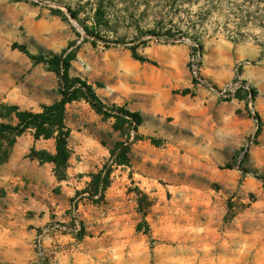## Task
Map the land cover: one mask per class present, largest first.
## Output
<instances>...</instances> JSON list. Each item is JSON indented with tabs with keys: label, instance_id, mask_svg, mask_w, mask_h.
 Returning <instances> with one entry per match:
<instances>
[{
	"label": "rangeland",
	"instance_id": "1",
	"mask_svg": "<svg viewBox=\"0 0 264 264\" xmlns=\"http://www.w3.org/2000/svg\"><path fill=\"white\" fill-rule=\"evenodd\" d=\"M54 56L105 109L67 105L64 170L0 137V264H264V0H0V108L59 101Z\"/></svg>",
	"mask_w": 264,
	"mask_h": 264
},
{
	"label": "trees",
	"instance_id": "2",
	"mask_svg": "<svg viewBox=\"0 0 264 264\" xmlns=\"http://www.w3.org/2000/svg\"><path fill=\"white\" fill-rule=\"evenodd\" d=\"M69 12L76 19V14L69 8ZM99 25H101L99 23ZM85 32L88 35H98L96 32H93L90 28L85 27ZM99 37V36H96ZM24 49V48H23ZM201 46L198 45L200 50ZM132 57L134 60L142 64H150L157 66V63L151 60L150 58L143 56L137 52V47L133 46L130 49ZM38 59V58H36ZM52 66L57 68L58 75L61 77L62 87H61V98L59 101H56L50 105L42 106L40 112L34 113L29 111H22L17 107L9 108L2 106L0 108V119H11L14 115L16 124L12 125L10 123H2L0 121V137L3 135H11L15 138L23 135L25 132L30 131L36 141L39 140H54L55 141V151L54 155H49L45 152H40L33 150L32 157L39 160L41 163H53L56 166V170H64L67 167L70 151H69V137L70 130L66 124V107L74 101H77L79 98L84 97L99 111L103 112L105 105L97 97L96 93L90 85L86 82L78 80L79 89H73L66 82V76L70 64L67 60L63 59L61 56H54L48 60ZM250 94L253 98L256 97V90L249 88ZM81 93V94H80ZM127 116L130 114L126 113ZM134 119L136 126L140 125L139 119L135 115H131ZM225 169H233V166L226 165ZM244 174H249L245 169H240ZM256 179L264 182V176L253 173L252 174ZM108 178L109 175L100 176L95 179V188L96 195H104L108 189ZM100 190V192H98ZM144 224L147 225L145 221L146 214H143ZM140 229V227H139ZM148 231V229H147Z\"/></svg>",
	"mask_w": 264,
	"mask_h": 264
},
{
	"label": "built area",
	"instance_id": "3",
	"mask_svg": "<svg viewBox=\"0 0 264 264\" xmlns=\"http://www.w3.org/2000/svg\"><path fill=\"white\" fill-rule=\"evenodd\" d=\"M200 58H201L200 50L195 51V52L193 53L192 58H191V61H192V68H193V70H194L195 72L199 69Z\"/></svg>",
	"mask_w": 264,
	"mask_h": 264
}]
</instances>
